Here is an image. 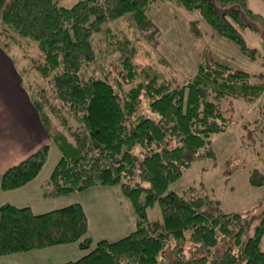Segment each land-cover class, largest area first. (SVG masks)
<instances>
[{
    "label": "trees",
    "instance_id": "16d2710c",
    "mask_svg": "<svg viewBox=\"0 0 264 264\" xmlns=\"http://www.w3.org/2000/svg\"><path fill=\"white\" fill-rule=\"evenodd\" d=\"M155 1L79 0L64 7L57 0H0L5 33L11 31L36 44L43 57L38 68L44 76L57 69L51 83L64 109L61 117L68 114L79 126L50 135L65 154L49 176L53 195L119 186L135 216V229L126 236L116 241L97 240L78 259L57 264H163L167 251L175 258L172 264H207L219 244L217 234L233 239V248L228 247L220 260L211 258L208 264H264L260 248L264 216L252 236L243 241L241 215L204 210L210 201L193 196V190L167 192L195 160L213 156L210 137L224 131L228 122L221 110L222 101L233 95L253 101L264 85L252 83L248 72L215 61L199 63L195 74L179 86L156 72L119 93L106 79L83 73L96 60L91 35L105 22L125 14H131L139 27L150 25L147 11ZM165 1L197 11L242 55L257 58V49L246 44L241 30L249 29L264 40V16L254 12L246 0ZM125 45L122 63L130 81L136 72H142L132 63L133 48ZM143 99L154 118L135 115ZM38 100L31 101L50 132L44 112L47 98L44 103ZM49 112L60 110L51 106ZM136 144L142 158L132 152ZM68 150L73 154L68 155ZM48 151L49 145H42L5 170L0 175V189L13 190L34 179ZM256 175L259 182L254 181ZM249 178L264 185V176L255 170ZM156 202L161 220H150L147 210ZM88 233V218L78 203L41 214L29 207L0 205V256L76 242L79 249L88 250L93 244ZM199 252L205 254L196 258Z\"/></svg>",
    "mask_w": 264,
    "mask_h": 264
},
{
    "label": "rangeland",
    "instance_id": "374dc122",
    "mask_svg": "<svg viewBox=\"0 0 264 264\" xmlns=\"http://www.w3.org/2000/svg\"><path fill=\"white\" fill-rule=\"evenodd\" d=\"M77 1L79 0H57V3L71 7ZM147 14L152 23L143 27L134 22L131 14L102 24L90 39L96 52V60L89 68L84 69L83 73L106 79L119 93L136 86L138 81H146V78L156 72H161L164 77L170 78L179 86L195 74L199 63L215 61L248 72L252 83L264 85V40L260 35L249 29L241 30L246 44L257 49V58L251 60L242 55L233 42L216 34L197 11H186L171 2L157 0L148 9ZM259 28L263 26L259 25ZM5 32L0 20V41H7L6 49L16 53L15 60L19 68H25L22 79L28 98L34 102L41 98L43 103L47 98L44 112L49 119L50 135L67 129L68 132L76 130L79 126L75 119L68 114L61 117L64 109L60 108L52 90L51 78L57 69L44 76L38 68V65L43 63V57L36 44L11 31ZM125 44L129 49L133 48L135 54L132 63L142 72H136L134 79L130 81L126 79V69L122 63L127 52ZM51 106L59 109L60 113L51 114ZM221 110L228 122L224 131L210 137L213 156L195 160L179 179L169 185L167 192L183 194L193 190V196H201L210 201L204 210L241 215L245 225L242 239L246 241L264 216V185H256L250 182L249 178L253 170L264 176V90L253 101H246L241 95L227 97L221 103ZM135 115L155 117V114L149 111L146 99L140 103ZM47 145V159L37 175L36 184L48 177L57 161L65 156L55 143ZM132 152L139 158L143 157L141 147L137 144ZM67 153L73 154L69 150ZM254 181H260L257 175ZM108 188L112 191L104 189L107 191L100 193V190H93L82 195L86 196L83 201L87 207L89 205L91 215L88 235L93 244L88 250L79 249L78 242L63 244L0 256V264H57L74 261L92 249L97 240L116 241L129 234L135 229V216L133 211H129L132 207L123 194V203H119V186ZM96 193L95 196L87 195ZM69 198L37 200L53 202L48 207H60ZM147 216L150 220H161V210L157 202L147 210ZM128 224L132 230L124 231ZM217 238L219 244L213 252V258L212 254L209 255L207 264L211 258L220 260L228 247L233 248V239H222L219 234ZM260 248L264 251V236ZM169 254L172 255V252L167 251L163 264L173 263L175 258ZM204 254L205 252H199L195 257Z\"/></svg>",
    "mask_w": 264,
    "mask_h": 264
},
{
    "label": "crops",
    "instance_id": "0c3cea01",
    "mask_svg": "<svg viewBox=\"0 0 264 264\" xmlns=\"http://www.w3.org/2000/svg\"><path fill=\"white\" fill-rule=\"evenodd\" d=\"M246 1L253 11L264 16V0ZM3 39L6 40L5 37ZM6 47H8L7 41H0V175L8 168L24 160L40 146L52 142L49 131L43 125L38 111L31 103L23 87L22 72L25 68L22 66L19 68L15 60L16 53L11 52ZM49 176L41 180L39 184H36L38 180V176H36L17 189L8 191L0 189V205L10 203L20 208L29 207L33 213L41 214L78 203L86 212L89 226L91 215L89 205L87 207L84 204L83 198L86 196H82L83 193L93 190H100L101 193L107 191L104 189L110 188L93 187L85 191L55 196L49 184ZM87 195L90 197L97 195V193ZM117 195L119 203L122 204L123 198L120 189L117 190ZM64 197L70 198L60 207H48L53 202H42L41 200H58ZM38 198L41 199L37 200ZM125 206L128 210L127 205ZM125 230H132V227L128 224Z\"/></svg>",
    "mask_w": 264,
    "mask_h": 264
}]
</instances>
